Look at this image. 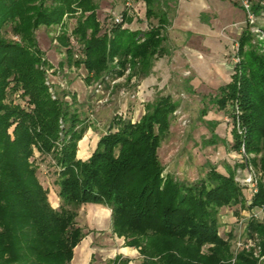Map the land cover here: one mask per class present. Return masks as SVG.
<instances>
[{
	"label": "trees",
	"instance_id": "obj_1",
	"mask_svg": "<svg viewBox=\"0 0 264 264\" xmlns=\"http://www.w3.org/2000/svg\"><path fill=\"white\" fill-rule=\"evenodd\" d=\"M138 1L149 23L145 32L123 27L124 22H112L104 30L95 0H0V264H70L85 236L77 224L78 209L87 203L111 209L112 231L139 247L141 264H258L242 250L234 257L233 231L222 235L220 227L225 207H260L261 216L249 220L247 228L258 232L264 245V182L252 203L246 204L244 187L235 180L232 167L222 173L210 164L196 181L163 175L159 148L179 105L172 95L148 101L137 122L116 117L91 156L81 159L78 143L88 125L75 106L77 96L72 94L68 101L64 92H57L53 99L44 72L37 68L42 51L35 29L57 24L66 13L81 8L75 34L85 58L74 59L63 35L67 56L61 64H84L93 73L87 77L90 82L109 71L110 60L120 56L122 66L133 65L132 75L147 77L155 59L167 54L165 29L170 18L165 6L172 0ZM263 9L264 2H252L253 12ZM121 15L131 21L126 7ZM10 25L19 40L5 35L3 28ZM253 38L246 27L238 38L241 62L231 80L209 99L220 112L230 104L235 107L238 100L247 127L246 148L260 152L264 151V55ZM11 80L15 89L24 90L34 105L32 111L4 103ZM208 123L214 127L218 120ZM217 137L212 132L205 143H215ZM234 138L238 150L243 140L236 134ZM35 149L41 156L50 155L57 168V208L39 178V167L30 160ZM261 168L264 172V156ZM129 263L121 255L113 260Z\"/></svg>",
	"mask_w": 264,
	"mask_h": 264
},
{
	"label": "rangeland",
	"instance_id": "obj_2",
	"mask_svg": "<svg viewBox=\"0 0 264 264\" xmlns=\"http://www.w3.org/2000/svg\"><path fill=\"white\" fill-rule=\"evenodd\" d=\"M95 1L99 4L97 13L104 30L113 25L112 22H117L116 18L118 17V23L124 22L123 27L131 30L141 29L144 32L148 29L147 19L140 18L139 9L135 5L140 1ZM108 1L111 2L109 8H103L108 4ZM256 1L259 0H249L251 3ZM260 1L264 2V0ZM185 2L184 4L189 6L188 8L192 11L187 13L186 10V14L181 18L177 12L178 3L172 0L171 5L165 6L170 18V23L165 29L167 39L164 42V47L167 54L155 59L152 72L147 77L140 78L132 75L133 65L127 62L125 66H122L120 56H114L110 60L111 69L109 71L103 72L99 78H93L90 82L87 77H93V73L89 74L84 64L72 63L64 66L61 64L67 56V45L61 42L63 35L68 39L74 59L85 58L81 49L82 43L75 34L78 19L82 14L81 8L66 13L57 24L42 25L35 29L34 35L39 46L38 49L42 51L37 68L44 72L45 83L53 99L58 98L57 92H64L62 97L64 96L63 98L68 101L72 100V94L77 96L75 106L79 108L81 117L88 125L83 138L78 143L79 158L83 159L92 150L89 157L91 156L96 148V142H98L96 140L109 130L116 117L137 122L146 113L148 101H152L160 95L170 94L178 101L179 105L174 112L170 132L163 139L159 148V156L165 166L163 175L172 173L180 180L196 181L205 176L210 164L222 173H227V169L232 167L235 180L244 187L246 204H251L260 183L264 182V172L261 168L264 151L249 152L247 150L245 142L247 127L243 124V113L238 106V100L235 101V107L230 104L226 111L220 112L217 105L209 99L211 95L216 94L218 86L211 77L215 68H211L210 64H205V62L209 60L207 55H222L221 60L228 71L226 82L230 81L235 72V65L241 62L238 38L246 27H249L254 35L252 43L258 52L264 55V9L259 13L252 10L248 13L242 5L243 0H204L202 7L194 0ZM124 6L131 21H124L125 17L121 15ZM183 7L185 8V5ZM196 7L200 8L195 14L196 20H192L188 16H194ZM142 12L144 11L142 10ZM200 18H208L209 22L201 24ZM133 20L137 22L136 27H134L135 23L132 24ZM157 21V19H153V22L157 23ZM193 22H196L197 26H191ZM3 31L9 38L20 39L13 33L11 25L3 28ZM208 34L211 35L207 36ZM217 66L219 69L218 64ZM224 66L221 68L225 69ZM12 80L6 90L7 96L4 103L32 111L34 105L28 97L24 96L23 89H15V82ZM213 120H218L217 126L212 127L208 123ZM13 128V126L10 128L11 134ZM212 132L218 137L215 143L206 144L205 141L211 138ZM235 134L242 137L243 140L238 150L234 148ZM30 160L39 167L37 170L39 178L48 188L49 199L57 208L60 202L57 194L58 186L55 184L57 168L52 157L50 155L41 156L35 149V154ZM250 175L253 179L252 184L247 181ZM84 207L85 205H82L78 209L79 213L76 219L87 238L90 237L94 240L93 247L97 252L93 257L92 264L101 262L113 264L117 255L129 258V264L142 263L139 247L128 245L127 240L117 236L112 229L97 231L89 228L91 218ZM260 209V207L250 209L242 205L225 207L221 214L220 233L222 235L231 231L233 234L240 231L248 233L260 245L262 254H264L261 235L258 232L252 233L247 228L249 220L255 219V217H251L252 212ZM236 240L235 237L232 240L234 257L237 252L242 250L257 259L253 250L238 249Z\"/></svg>",
	"mask_w": 264,
	"mask_h": 264
},
{
	"label": "crops",
	"instance_id": "obj_3",
	"mask_svg": "<svg viewBox=\"0 0 264 264\" xmlns=\"http://www.w3.org/2000/svg\"><path fill=\"white\" fill-rule=\"evenodd\" d=\"M123 1H125V0H123ZM185 1L186 0H178L177 1V3L179 4V9L177 10V12H178V16H180V18L186 14V10L188 11L187 13L192 11L190 8H188L189 6L184 4V3H186ZM194 1H197V4L201 7L204 4V3H202L204 0H194ZM110 3L111 2L108 1V4L104 5L103 8H105V9L109 8ZM233 3H236V2H233ZM135 5H137V7L139 9L138 12H139L140 18L145 19V15L142 12V10H144V5L141 2H138ZM184 5H185V8L183 7ZM206 5L209 6L208 4H206ZM194 6H196V4H194ZM124 8H125V6H124ZM198 8H200V7H196V9H194V16L193 17L188 16V18H191L192 20H196L194 17H195V14H197ZM201 11L205 12L204 10H201ZM190 14H193V13H190ZM208 18H206V19L200 18L199 21H202L201 24L207 23V22H209ZM133 23H135L134 27H136L137 22H135V20H133L132 24ZM191 26H194V27L197 26L196 22H193ZM206 32H208V31H206ZM210 35L211 34H208L207 36H210ZM207 57L209 60H207L206 62L204 61L205 64H210L211 68L212 67L215 68L213 75H211V77H213V80L210 77V81L212 80V81L217 82V86L219 88L220 86H222L226 83V81H227L226 78L228 77V71L226 70V66H224L225 64L221 60L223 58V56L222 55L216 56L215 54H210V55H207ZM217 64L219 65V69H218ZM221 66H224L225 69H222ZM201 71H203V70H201ZM209 84L212 85L211 83H209ZM98 140H99V137L96 141H98ZM96 145H97V142H96ZM96 145H95V147H96ZM94 148H93V150H94ZM91 152H92V150L90 151V153ZM90 153L86 157H83V159L88 158ZM84 205H85L84 208L86 209V211H88V213L90 215L89 217L91 218V221L89 222V225H90L89 228H92V230H97V231H99V230L100 231H106V230L112 229L111 209L109 207L105 206L104 204H100V203H87ZM93 242H94V240L90 237L87 238V235L85 233L84 238L75 248L74 258L72 259L70 264H92L93 257L95 256V253L97 252V250L93 247L94 246ZM100 264H104V263L101 262Z\"/></svg>",
	"mask_w": 264,
	"mask_h": 264
},
{
	"label": "built area",
	"instance_id": "obj_4",
	"mask_svg": "<svg viewBox=\"0 0 264 264\" xmlns=\"http://www.w3.org/2000/svg\"><path fill=\"white\" fill-rule=\"evenodd\" d=\"M242 5H243L244 9L248 11V13L251 12L252 3L249 2V0H243ZM116 21L117 22L119 21V17L116 18ZM247 181L250 182V184L253 183V179H252L251 175L247 179ZM261 213H262V209H260L259 211H256V212L253 211L251 214V217L258 218ZM237 234L234 233V236H233V239H234V237L237 238V240H236L237 248L238 249H245L248 251L253 250L254 255L258 259V264H264V254H262L261 247H260V245H258L256 243L254 238H252L248 233H244L243 231L242 232L240 231Z\"/></svg>",
	"mask_w": 264,
	"mask_h": 264
}]
</instances>
